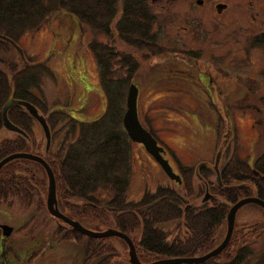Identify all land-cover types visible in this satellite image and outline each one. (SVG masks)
<instances>
[{
    "label": "rangeland",
    "instance_id": "1",
    "mask_svg": "<svg viewBox=\"0 0 264 264\" xmlns=\"http://www.w3.org/2000/svg\"><path fill=\"white\" fill-rule=\"evenodd\" d=\"M198 1L147 0L157 17L154 31L158 44L164 48L163 54L128 46L117 33L112 38L98 34L66 12H57L20 36L17 45L24 50L27 60L46 62L50 70L42 77L40 90L33 92L49 109L62 111L80 123L98 119L108 105L91 42L97 39L112 45L119 55L129 57L137 65V71L122 84L124 99L130 85H137L141 123L165 149L166 159L176 174L182 177V167L193 170L195 196L188 201L201 208L210 207L213 199L225 203L216 192L214 169L207 167L213 172L208 181L201 178L203 163L214 165L221 153L218 165L221 173L234 155L253 164L264 151V51L252 44L256 36L264 34V0H203L200 5ZM218 4H225L227 10L219 13ZM114 70L112 76L117 81L128 75L127 68H121L120 64H115ZM35 131L42 140L39 124ZM67 131L65 128L58 140L53 138L54 152ZM5 137L11 134L2 132L0 139ZM131 144L129 201L137 202L146 192L166 186L185 196V191L168 178L142 145ZM42 189L29 208L17 202L11 207L0 206V224L15 230L7 236V247L14 251L9 258L20 261L30 257L32 253L24 251L30 252L38 239L44 241L39 250L44 257L36 264H95L96 259L85 262L86 240L76 243L62 239L69 228L53 219L47 210V182L45 193ZM109 191L103 189L95 196L98 200H109ZM207 194L209 200L204 201ZM256 223H264V211L256 205L243 207L237 214L234 240L242 238L237 231L244 225ZM82 224L95 232L113 227L90 221ZM179 226L171 223L164 229L174 238L179 233L186 234L183 225ZM221 231L219 242L226 237L227 224ZM106 244L114 247L110 264H130L129 248L122 240L112 238ZM250 249L264 264V239L256 241ZM231 250L234 255V246ZM226 262L223 257L218 264Z\"/></svg>",
    "mask_w": 264,
    "mask_h": 264
},
{
    "label": "trees",
    "instance_id": "2",
    "mask_svg": "<svg viewBox=\"0 0 264 264\" xmlns=\"http://www.w3.org/2000/svg\"><path fill=\"white\" fill-rule=\"evenodd\" d=\"M57 12L68 13L81 25L108 38L117 33L128 46L139 50L152 49L160 54L164 52L154 31L157 17L147 0H0V35L18 43L20 36L39 27ZM252 44L264 51V34L256 36ZM90 48L101 69L108 105L98 119L80 123L62 111L49 109L33 92L40 90L42 77L50 73L46 62L27 60L25 64L14 47L0 39V134L6 132L2 113L10 97L38 109L47 120L52 140H58L65 128L68 130L56 152L52 146L46 151L45 138L41 140L36 135V120L24 107L14 105L8 118L26 136L9 133L11 137L1 138L0 162L17 153H30L46 159L55 175L61 213L80 224L88 221L111 224V229L132 239L143 263L197 258L210 253L221 244V229L227 224V215L233 205L248 197L264 201V151L253 164L237 154L228 159L222 172L216 175L215 187L225 203L213 199L210 207L191 205L188 200L195 196L193 170L184 167L181 168L182 184L178 186L185 191V196L166 186L158 187L155 192H146L137 202L129 201L132 141L123 125L126 101L122 84L133 78L137 65L129 57L115 52L112 45L97 39L91 42ZM115 64L127 68L128 75L123 80L113 78ZM125 98L127 100V95ZM212 173L207 167H201L200 175L205 181ZM46 182L45 170L38 163L24 159L8 163L0 171V206L11 207L17 202L29 208L38 200L42 188L45 193ZM103 189L110 190L107 192L111 195L109 200H98L95 196ZM171 223L183 225L186 234L179 233L171 238V232L164 229ZM237 232L242 234L240 240H234L233 235L220 255L203 264H218L223 257L227 261L224 264H247L250 261L260 264L261 258L252 253L250 246L264 239V223L244 225ZM62 239L76 243L86 240L85 262L96 259L95 264H110L114 257V247L106 244L112 238H88L69 228ZM233 246L235 254L231 255Z\"/></svg>",
    "mask_w": 264,
    "mask_h": 264
},
{
    "label": "water",
    "instance_id": "3",
    "mask_svg": "<svg viewBox=\"0 0 264 264\" xmlns=\"http://www.w3.org/2000/svg\"><path fill=\"white\" fill-rule=\"evenodd\" d=\"M202 4V2H199ZM225 9V6L219 5L218 10L221 12ZM0 39H3L10 43L16 51L19 53L21 59L26 62L24 51L21 47H19L14 41L1 36ZM138 97H139V89L136 85H131L128 91L127 95V111L125 113L123 124L126 132L128 133L129 137L134 143L142 144L146 151L154 157V159L157 161V163L162 167L165 174L173 181L177 182L178 184H181V178L176 173H174L172 167L170 166L169 162L163 158L164 150L163 148L158 146V142L156 139L150 134L149 131H147L143 125L140 122L139 114H138ZM14 105H20L24 107L28 113L39 123V125L42 127L45 138H46V150L48 151L51 147L52 143V135L50 127L47 123V120L40 115L38 109L33 106L30 103L23 102V101H16L13 99V97H10L9 101L6 103L3 109L2 113V119H3V126L4 129L11 133H16L19 135L26 134L19 129L18 127L14 126L9 118H8V112L11 107ZM30 160L33 162L38 163L41 165L45 173L47 175L48 179V195H47V210L49 214L56 220H61L64 222L67 226H69L74 231L82 234L85 237L88 238H94V239H108V238H119L123 240L128 248H129V257H130V263L131 264H145L142 263L138 257L137 250L135 247L134 242L128 237L126 234L115 230V229H108L106 231L102 232H95L92 230H88L84 226H82L79 222L74 221L70 218H68L66 215L62 214L58 208V200H57V185H56V179L54 172L50 165L46 162V160L38 155L30 154V153H17L10 155L3 159L0 162V171L3 169L5 165L8 163L15 161V160ZM219 161V157L217 159V163ZM216 163V164H217ZM208 165L209 164H203ZM264 180V177H263ZM209 200V195L207 194L205 197V201ZM254 204L262 209H264V201H262L260 198L257 197H250L246 199H242L238 201L233 207L230 209L228 216H227V234L223 242L213 251L210 253L197 258H176V259H164L160 261H156L153 263L148 264H203L210 259H213L220 255L228 246L230 243V240L233 235L234 227H235V220L238 211L243 208L246 205ZM13 232V229L10 227H4V235L9 236Z\"/></svg>",
    "mask_w": 264,
    "mask_h": 264
},
{
    "label": "flooded vegetation",
    "instance_id": "4",
    "mask_svg": "<svg viewBox=\"0 0 264 264\" xmlns=\"http://www.w3.org/2000/svg\"><path fill=\"white\" fill-rule=\"evenodd\" d=\"M200 1H202V4L204 3L203 0H199L198 2H200ZM218 5H225V4H218ZM226 7H225V9L223 11H226L227 10ZM223 11H221V12H223ZM221 155H222L221 153L218 154L219 160H220V156ZM164 157L166 158V156H164ZM218 157H217V159H218ZM217 159L215 161V164L214 165H211V168H213L214 171H216L218 173L219 172V170H218L219 161L217 163ZM4 227H7V226L0 224V264H17V263L18 264H23V262H24V264H36L39 261V258L40 257H44V253H39V250L44 245L43 244L44 241H41V240L36 239L35 240V243L36 244L33 246V248L30 250V252H28V250H25L24 251V252H27V253H32L30 255V257H27L25 259L24 258L21 259L20 256H19V254H17V257L20 258V261H13V260H11L9 258V256L14 251L12 250L11 247H9V248L7 247L6 241H8L9 239L7 237H6L7 239L5 238V235H4ZM32 238L34 239V237H32ZM50 248L52 249V247H49V249ZM21 260H22V262H21Z\"/></svg>",
    "mask_w": 264,
    "mask_h": 264
}]
</instances>
